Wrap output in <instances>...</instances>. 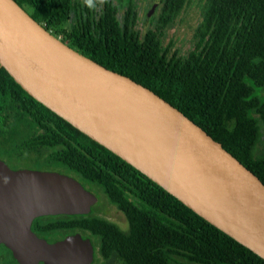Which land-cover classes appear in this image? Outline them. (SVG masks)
<instances>
[{
  "label": "trees",
  "instance_id": "obj_1",
  "mask_svg": "<svg viewBox=\"0 0 264 264\" xmlns=\"http://www.w3.org/2000/svg\"><path fill=\"white\" fill-rule=\"evenodd\" d=\"M15 1L72 49L179 109L264 183V0H203V20L186 56L173 43L163 47L162 38L187 0H160L157 21L145 33L135 27L132 4L121 22L107 2L81 28L68 24L73 0ZM91 7L88 2L85 9ZM0 158L56 169L85 187L98 185L129 224L123 232L92 212L40 216L32 223L39 236L90 238L81 234L87 232L99 238L104 259L116 253L121 264H264L262 256L36 100L1 65ZM0 254L18 264L5 245Z\"/></svg>",
  "mask_w": 264,
  "mask_h": 264
},
{
  "label": "water",
  "instance_id": "obj_2",
  "mask_svg": "<svg viewBox=\"0 0 264 264\" xmlns=\"http://www.w3.org/2000/svg\"><path fill=\"white\" fill-rule=\"evenodd\" d=\"M0 65L31 96L264 258V183L183 112L89 59L0 0ZM98 198L76 178L0 158V245L18 264H92L80 234L55 243L34 219L83 215Z\"/></svg>",
  "mask_w": 264,
  "mask_h": 264
},
{
  "label": "rangeland",
  "instance_id": "obj_3",
  "mask_svg": "<svg viewBox=\"0 0 264 264\" xmlns=\"http://www.w3.org/2000/svg\"><path fill=\"white\" fill-rule=\"evenodd\" d=\"M101 3L104 0H99ZM112 4L120 7L118 17L123 20L124 11L127 7V0H109ZM79 0L72 1L73 20L76 21L75 14L78 13ZM137 10V25L136 28L145 33L157 21L158 15L162 8L160 0H135ZM203 0H187L185 8L182 10L177 19L169 25L162 38L163 47H167L173 43V49L178 50V54L186 56L194 47L195 32L203 20ZM62 39V37H59ZM229 128L233 127V122L228 124ZM259 152L264 153V129L262 131V138L259 145ZM10 167L29 168L30 161L18 162L15 160H8ZM52 171H57L52 170ZM58 172V171H57ZM86 188L97 196V202L92 206L91 212L94 216L103 218L110 223L117 225L123 232L129 231V224L125 215L112 204L103 189L98 185H86ZM78 230H72L69 233L73 234ZM82 235L90 237L95 245L94 247V261L92 264H121L116 253H113L108 259H104L99 251V238L89 235L87 232H81ZM0 264H15L10 257L0 254Z\"/></svg>",
  "mask_w": 264,
  "mask_h": 264
},
{
  "label": "flooded vegetation",
  "instance_id": "obj_4",
  "mask_svg": "<svg viewBox=\"0 0 264 264\" xmlns=\"http://www.w3.org/2000/svg\"><path fill=\"white\" fill-rule=\"evenodd\" d=\"M134 1L135 0H127V7H126V9L124 11V17L126 15V11H127L128 7L132 4L133 5L134 14H135V17H136L135 18V22H134L135 27H136V25H137V19H138V16L137 15L138 14H137V10H136ZM88 2H90L91 5L93 6V7H91V9L89 11L87 9H85V6H86V4ZM107 2H110V1L109 0H104V2L101 3V1H99V0H79V2H78V5L80 6L78 8V11L79 12L75 14L76 21L73 20V15H70L69 18H68V24L71 25V24L74 23V24L79 25L81 28H85V23L88 20H91L92 21L94 19L93 18L94 16H99V15H101L103 13V11L105 10V5H106ZM112 5H114V4H112ZM114 6L117 9V16H118L119 11H120V7L118 8V6H116V5H114ZM124 17H123V19H124ZM120 21L122 22L123 20H120ZM34 232L38 235V232H36V231H34ZM48 236H47V238L46 237H43V236H39V237L45 239L49 243H55V242L58 241V240L48 239ZM51 237H53V236L51 235ZM51 237L49 236V238H51Z\"/></svg>",
  "mask_w": 264,
  "mask_h": 264
}]
</instances>
